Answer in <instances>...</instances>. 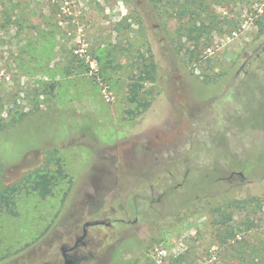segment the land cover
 Returning <instances> with one entry per match:
<instances>
[{"label": "rangeland", "instance_id": "rangeland-1", "mask_svg": "<svg viewBox=\"0 0 264 264\" xmlns=\"http://www.w3.org/2000/svg\"><path fill=\"white\" fill-rule=\"evenodd\" d=\"M171 11L169 0H0V97L17 94L0 115L41 109L5 147L0 187L56 156L64 171L49 195L22 188L0 214V264H62L61 244L105 217L123 221L89 226L99 242L79 264H240L227 229L264 235V69L218 91L240 48L264 45V0L207 3L197 23L218 24L198 39ZM149 54L154 79L132 102Z\"/></svg>", "mask_w": 264, "mask_h": 264}, {"label": "trees", "instance_id": "trees-1", "mask_svg": "<svg viewBox=\"0 0 264 264\" xmlns=\"http://www.w3.org/2000/svg\"><path fill=\"white\" fill-rule=\"evenodd\" d=\"M173 6L172 14H174L178 19H183L185 16H189L190 27L189 35L192 32L197 31V36L195 39H198L200 33L203 29L216 28L218 21L215 15H211L209 22L205 23L204 18H200V21L197 23L196 17H199L200 14H203L205 8H207V3H219L223 0H169ZM10 19V17H9ZM208 26V27H206ZM156 71V63L153 60L151 54H149L148 62L142 64V67L138 70L135 80L129 86V100L132 102H137L139 93L143 86L144 80L154 79V74ZM139 80L141 82H139ZM56 84L50 83L49 88L52 91L55 88ZM37 92H33L35 96ZM16 95L13 94L8 98L0 97V104L10 103L16 104ZM33 96V97H34ZM32 100V99H31ZM33 102V101H32ZM148 107V102L143 106L142 110H145ZM41 109L36 101L33 102L31 108L27 110H15L13 111L8 118L2 117L0 115V169L8 163V159L11 156V150L6 151L5 147L11 145L14 140H18L19 134L21 132L18 130L19 124H21L25 118L30 114H36L40 112ZM9 114V113H8ZM14 139L12 142L11 140ZM17 148V149H15ZM14 150H18V147H15ZM10 149V148H9ZM12 149V148H11ZM56 166L53 169H50L48 165L37 168L33 171L28 172L21 180L16 183L10 184L8 186L0 187V214L3 212L14 214V205H15V196L16 194L24 188L26 191L35 192L41 198L46 197L52 192L53 186L56 183L58 177L62 176L64 171L61 164V160L58 156L54 157V162ZM260 193L264 196V178L259 182ZM219 209V207H216ZM230 215H228L229 218ZM229 230L228 235L223 238V240L232 239L231 251L237 256L240 260V264H264V235L255 236L253 240L249 238L235 239V232L232 228ZM139 258H134L131 264H138ZM112 264H130L128 261H115Z\"/></svg>", "mask_w": 264, "mask_h": 264}, {"label": "flooded vegetation", "instance_id": "flooded-vegetation-1", "mask_svg": "<svg viewBox=\"0 0 264 264\" xmlns=\"http://www.w3.org/2000/svg\"><path fill=\"white\" fill-rule=\"evenodd\" d=\"M264 42V41H263ZM249 50V51H248ZM233 65L236 67L233 74H230L231 77L223 81V86L220 84L218 86L219 93L226 92L227 87L229 88L231 82H237V84H244L247 80L255 78L261 70L264 69V45L258 44L255 46L241 47L240 50L236 53ZM232 72V71H231ZM239 175H241L239 173ZM102 220L106 226H112L114 222L123 221L122 219H110L105 217ZM83 233V224L81 233L74 236L72 243H62L60 246V252L62 256V264H79L82 260H88L93 256V251L90 248L94 244H98L99 238L96 236L89 237L87 228ZM98 236V235H97ZM47 264H57L55 261L43 262Z\"/></svg>", "mask_w": 264, "mask_h": 264}, {"label": "water", "instance_id": "water-1", "mask_svg": "<svg viewBox=\"0 0 264 264\" xmlns=\"http://www.w3.org/2000/svg\"><path fill=\"white\" fill-rule=\"evenodd\" d=\"M241 174V173H240ZM102 220H88L83 223V233L85 232V229L87 226H92V225H97V224H102ZM42 264H47V263H42ZM66 264V263H64Z\"/></svg>", "mask_w": 264, "mask_h": 264}]
</instances>
